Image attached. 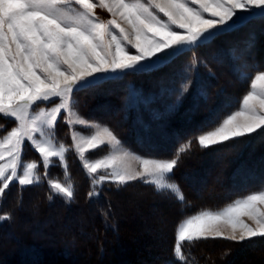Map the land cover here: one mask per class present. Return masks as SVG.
<instances>
[{"label":"snow or ice","instance_id":"6c2138e0","mask_svg":"<svg viewBox=\"0 0 264 264\" xmlns=\"http://www.w3.org/2000/svg\"><path fill=\"white\" fill-rule=\"evenodd\" d=\"M98 6L113 19L98 20L93 12ZM257 20L264 23V0H0V119L13 124L10 129L0 124V203L13 182L21 190L41 183L40 164L25 162L27 143L39 154L50 192L65 204L74 201L76 191L67 170L69 151L78 156L90 181V200L106 182L119 190L140 180L184 204L182 190L170 177L191 141L172 159L141 158L126 149L103 158L89 156L105 145L110 152L123 145L109 127L79 113L74 93L100 86L111 74H151ZM254 43L255 33L249 32L245 51ZM241 78L249 82L245 94L235 109L201 129V148L264 130V69L256 66L254 75L244 72ZM187 90L185 85L183 92ZM61 117L70 129L71 146L57 139ZM53 158H58L63 180L47 178ZM129 158L139 162V171ZM258 205H264V187L222 210L182 215L174 229L173 257L166 264H195L190 250L184 251L185 242L194 246L207 239L264 237V210ZM4 220H12L11 213L0 212Z\"/></svg>","mask_w":264,"mask_h":264},{"label":"rangeland","instance_id":"374dc122","mask_svg":"<svg viewBox=\"0 0 264 264\" xmlns=\"http://www.w3.org/2000/svg\"><path fill=\"white\" fill-rule=\"evenodd\" d=\"M93 12L100 21L113 19L106 10L99 6L93 9ZM115 19H117L122 26L127 27L118 17ZM113 31L118 35L115 29ZM249 32H254L258 39H260L259 47L264 46V23L258 20L252 21L237 31L221 35L209 46L194 48L181 54L167 66L155 71L154 74L146 76L133 73L111 74L100 86L74 93L75 106L79 113L90 122L109 127L123 145L122 148L117 147L111 149V152L109 146L105 145L104 147L90 152L88 155L103 158L106 154H119L126 149L130 151V153L140 156L141 158L172 159L175 157L180 147L191 141L190 148L180 155L179 161L171 173V180H174L177 184L181 182L182 185L186 186L180 174V168L187 167L184 170L188 169V163L192 166H201L202 171L204 166L211 168L210 171L214 173L212 176L214 181L226 180L227 178L225 179V177H227V175L225 176L222 171L226 167V171L230 172L231 165L227 167V161L220 159L217 152L210 154L211 151L209 150L211 149L209 148L212 146H209L208 149H206L207 147H200L197 142V136L200 134V130L185 137L183 141L179 142L170 152L169 156L162 157L147 154L145 151L143 153L135 151L124 142L126 138H124L123 135H126V133L130 131L132 121H135L138 128L144 131L147 136H155L156 141L160 140V142L156 143L161 145L159 148H162L164 143L163 137H169L170 133L168 131L171 130L170 126L172 125L171 121L169 123L166 120L172 113L175 114V112H177L188 100H196V103H198L197 107H200L201 103L206 104L205 107L202 106L201 115L202 113L209 112L211 107H215L214 110L217 112L219 109L225 107L228 102L240 100L245 94L247 84L249 83L241 78V73L246 72L249 75H254L255 70L252 68L254 57L262 52L257 46L258 44H255L250 52L245 51V41L248 38ZM131 52L135 54V49H131ZM250 55H253V58L248 59ZM224 56H227V66L220 65L222 59H226ZM262 63L263 61L260 60V65H262ZM262 67L263 66L260 68L264 69V67ZM231 68L232 73H230ZM224 70L226 71L224 72ZM179 72H183L185 75V78L179 82V85L175 86L174 83H169L172 81L171 79L174 73ZM185 85L188 86L187 92H183V87ZM170 87H172L173 91L176 90L173 95V91H169ZM215 103L219 104L214 105ZM187 112V117H192V115L189 114L190 112ZM5 123L9 129L13 126L10 121L0 119V124ZM187 126L189 129L192 127L191 123L190 127L189 125ZM55 130L57 139L63 141L67 146H71L70 129L67 123L64 122L63 117H61L60 122L56 124ZM81 130L87 131V129ZM243 141L247 142L236 149L239 156L245 154L244 152L246 150L251 148L252 145H256L258 142L261 143V146H264V134L260 136H251V139H244ZM195 143L199 147L193 148ZM164 146L166 147L167 144H164ZM24 159L25 162L35 161L40 164L38 171L42 178L40 184H42V180L45 178L43 164L40 161L39 154L35 153L27 143L24 147ZM66 159L67 170L70 172L75 182L77 178L76 174L78 170H80L78 164L82 166V163L73 151H69L66 154ZM76 160L78 164L75 162ZM128 163H130L135 170H140L137 160L129 158ZM58 164V158H53L52 166L48 169L47 178H59L63 180L62 167L57 166ZM207 172L206 170L205 173ZM195 178L198 181L196 185L201 186L200 189L207 194L206 196L210 198L209 200L211 202L230 192L225 186H219L216 191L212 192L208 190V188L205 189L206 186L201 185L202 183L198 180L200 177ZM135 181L143 183L140 180ZM106 186H110L111 188L116 187L114 184L106 182L101 189ZM24 188L27 190L22 189L24 191H21L18 183H11L4 194L2 203H0V212H9L12 215V220L0 221V233L2 235L1 247L3 245L6 246V251H4L3 254L0 253V264H32L33 261H36L35 259L37 256L41 257L43 255V252L48 254L46 255L47 257L45 256L48 258L46 259L48 263L57 264L60 260L56 259L54 254L50 251L54 250V242L61 237L63 249L68 247V249L71 250L74 247L72 243L73 236L69 234L64 237L65 235L62 236V233L77 229L84 236H88L93 234L96 230L95 224L92 223V217L96 209L102 208L101 200L99 203L89 206L84 203L88 195L83 194V202H79L78 205L73 206L66 220L60 222V218L65 214V209L62 206L54 204L52 207H49L47 204L42 203L40 195L43 190L40 191L39 186L37 187L38 190L29 188V186H25ZM179 188L181 189L180 186ZM48 191V195L52 194L49 187ZM144 191L145 190L140 191L135 187H129L120 194H105L104 199H107L108 201L106 200V202L110 204V207L107 206L105 209L111 208L112 214L116 219L115 222L111 221V223H115L118 228L117 230L123 233V237H121L122 241L119 240L117 243L114 242V250L120 252L118 253L121 255L120 257L127 256L129 252L130 260H139L141 264H157L160 250L167 247L166 239L168 238L169 224L165 225V223L169 221L173 211H164V206L167 203L165 202V204L164 201L159 202L154 200L148 192ZM76 193H78L77 188L75 194ZM190 193L191 192L187 191L188 198L192 197ZM48 195L45 196L47 202H49ZM21 197L22 202L18 203ZM78 199L79 198L76 200ZM213 204L214 202H212V205ZM227 205L229 204H223L221 205L222 207L218 205V207L216 206L215 208L196 209L189 212L188 215L197 214L202 210H222ZM263 206L264 205H258V207L264 210ZM143 208L146 209L143 210ZM117 219L122 220L121 225L118 224ZM242 219L255 227L252 221L246 216L242 217ZM154 221L159 225L153 223ZM86 223L93 224V230L83 229L82 226ZM15 231L18 232L16 238H14L11 233H15ZM28 232L31 233V237H29L27 241H21V235L23 234L24 236V233ZM108 233L110 234V232ZM228 234L229 232L226 231L225 235ZM237 235L239 234L237 233ZM257 238L260 237L252 238L251 240ZM201 241L203 242V246H200H202L201 249H203L204 264H227L228 261H233L237 254H241L242 256L247 255L255 251V248L258 246L256 243L246 244V241H249L247 239L244 241H232L230 239L216 238ZM81 244H83V242ZM95 245L98 246V243H95ZM50 254H53L52 257ZM144 255L145 257H143ZM106 256H109V252L106 253ZM73 258L74 257L69 258L74 261L73 264H91V261L84 260L85 258L82 254H79L76 260ZM42 260L43 258H41L40 263ZM68 261L67 259L64 260V262Z\"/></svg>","mask_w":264,"mask_h":264},{"label":"trees","instance_id":"16d2710c","mask_svg":"<svg viewBox=\"0 0 264 264\" xmlns=\"http://www.w3.org/2000/svg\"><path fill=\"white\" fill-rule=\"evenodd\" d=\"M259 42L260 39H258V37L255 35L254 45L258 44L257 46L259 47L260 45ZM259 48L260 51L262 52L258 56L254 57L255 65L254 64L252 65V68L254 70L256 66L264 67V46H260ZM224 58L226 59H222V63L220 65L227 66L228 63L227 56H224ZM250 58H253V55L252 56L250 55V57H248V59ZM260 60L263 61L262 65H260ZM225 71L226 70H224V72ZM154 73L155 72L151 74ZM182 73L183 72L174 73L171 79L172 81L169 83L172 84L174 83L175 86H178L179 82L185 78L184 73L183 74ZM230 73H232V68ZM142 75L146 76L149 74H142ZM169 91L171 92L173 91L172 87L169 88ZM175 91L176 90L172 92V95ZM238 101L234 100L232 102H228L225 107L219 109L217 112L214 110L215 107L213 108L211 107L209 109V112L202 113L201 115L202 106L205 107L206 104L201 103L200 107H197L198 103H196V100L195 101L188 100L186 103L182 105L181 108L178 109L177 112H175V114L172 113V115H170L169 118L166 120L169 123L171 121L172 125L170 126L171 130L168 131L170 134L167 132L169 134V137L166 136L163 137L164 143L162 148H159L161 145L156 143V142H160V140L156 141L155 136H151V137L147 136L144 133V131H141L138 128L135 121H132V124L130 126V131H128L126 135H123V137L126 138L124 139V142L129 147L140 153H143L145 151L147 154H151V155H157L161 157L167 155L169 156L173 148L176 147V145L179 142L183 141L185 137L192 135L196 131L199 130L201 131L202 128H205V126L209 125L210 122H213L217 118V116L236 108ZM218 104L219 103H215L214 105H218ZM187 111L190 112L189 114H191L192 117H187L188 116L186 115V113H188ZM190 123L192 125L191 129H189L187 126L189 125L190 127ZM263 134H264V130H257V132L251 134L250 136H245L243 138L241 137L236 138L227 141L223 144H217L215 146H212L211 148L209 147L206 148V149L208 148L211 149L209 150L211 151L210 154H214L217 152V155L220 159L222 160L224 159L225 161H227L228 163L227 167L231 165L230 172L226 171V167L222 171V173L224 172L225 176L227 175V177H225V179L226 178L227 179L224 181H220V180L214 181L212 179L214 173L210 171L211 168H209L208 166H204L203 171L201 170V166L200 167L197 165L192 166L189 163H188V167H189L188 169L184 170L187 167L180 168V174L182 175V179L186 184V186H184L181 184V182L178 183L184 193V197H185L184 204L179 203L170 194L158 193L153 185L140 183L138 181L129 182L126 186L121 187L119 190H117L116 187H112V188L110 186L103 187L100 190V194L97 198H92L91 200L87 198V200L84 202L89 206H93L96 203H99V201L101 200L102 208L96 209V212H94L92 217L93 219L92 223L95 224L96 230L94 231L93 234L88 236H84L77 229H72L68 232L65 231L66 233L65 232L62 233L63 234L62 236L65 235L64 237L68 236L69 234L73 236L72 243L74 244L73 245L74 247L71 250H69L68 247L67 248L65 247L66 249H63L61 237L58 240H56L54 242L55 244L54 250H50V251L54 254V257L56 259L60 260V262L57 260L58 261L57 264H73L74 261L70 260L69 258L74 257L73 259L76 260L79 254L83 255V257L85 258L84 260H87L89 262L91 261V264H141L139 260L138 261L130 260L129 252L127 256L120 257L121 255L118 254L120 252L114 250L115 249L114 242L117 243L119 240L122 241L121 237H123L122 236L123 233H120V230H117L118 228L115 223H111V221L115 222L116 220L114 218V215L112 214L111 208L105 209V207L107 206L110 207V204L106 202L107 199H104L105 194L106 195H108L109 193L120 194L122 191H124L129 187H135L140 191L145 190L144 192H148L149 195L154 200L159 202L164 201V203L165 202L167 203V204L165 203L166 205L164 206V211L166 210L173 211L172 215L170 216L171 218L169 219V221L165 223V225L169 224V233H168V238L166 239L167 247L160 250L157 260V264H166V262L171 260L173 257L172 249L175 242L174 229L177 221L182 217V215H188L189 212H192L193 210L196 209L198 210L203 208H215L216 206L218 207V205L221 206L223 204H231L236 199L241 198L242 196H245L248 193L250 194L252 192H256L261 187H264V151H263L264 146H261V143L258 142L256 145L254 144L252 145L251 148L246 150L244 152L245 154H243L242 156H239L236 152V149L238 147H241L243 144L247 142V141L244 142L243 141L244 139H251V136H257V135L260 136ZM164 144H167V146L165 147ZM194 145L195 146L193 148L199 147L196 143ZM75 162H77V160ZM78 165L80 170H78V173L76 174L77 178L75 179L78 193L75 194L76 197L74 198V201L72 203L65 204L59 196H55V199L51 203L47 202L45 198V196L49 194L47 187V179L43 178L42 184L38 185L40 191L43 190L40 195L41 196L40 198H42L41 199L42 203L47 204V206L49 207H52L54 204H59L65 209L64 210L65 214H63L62 217L60 218V222H64L66 220L73 206L78 205L79 202H83L82 201L83 194H87L90 190V181L87 179L86 174L82 169V166L80 164ZM206 170L208 171L207 173H205ZM195 177H200V179L198 180L199 182L202 183L201 185L206 186L205 189L208 188V190L214 192L219 188V186H225V188L230 190V192L225 194V196L212 201L214 202V204L212 205V202L209 200L210 198L206 196L207 194H205V192H203L200 189L201 186L196 185L198 181L196 180ZM38 186H29V188H34V190H38L37 189ZM23 189L27 190L26 188ZM187 191L191 192L190 193L192 195L191 198H188ZM77 198L79 199L76 200ZM145 209L146 208H143V210ZM117 222L119 225H121L122 220L117 219ZM153 223L159 225L155 221ZM92 225L93 224L91 223H86L82 227L83 229L93 230ZM108 232H110V234ZM11 233L13 234L12 236L16 238V234L18 232L15 231V233L14 232ZM1 237L2 235L0 233V253L3 254L4 251H6L5 248L6 246L3 245L1 247L2 245ZM29 237H31V233L29 232L24 233V236L23 234L21 235V241L23 240L27 241ZM82 242L83 244H81ZM95 243H98V246L95 245ZM250 243L258 244V246L255 248V251L243 256L241 254H237L234 260L231 262L228 261L227 264H264V237L246 241V244H250ZM202 244H203L202 241L195 242L194 246H189L186 242L184 244V251L188 253L190 250V259L194 258L195 264H204L203 254H202L203 249H201V247L203 246ZM108 252H109V256H106V253ZM53 254H50L51 257ZM46 255L48 254L46 252H43V255L41 257L40 256L36 257L35 260L37 262L33 261L32 264H55L51 262L48 263L46 260L48 259L46 258L47 257ZM143 257H145V255ZM41 258H43V260L40 263ZM66 259L69 261L64 262V260Z\"/></svg>","mask_w":264,"mask_h":264},{"label":"bare ground","instance_id":"6f19581e","mask_svg":"<svg viewBox=\"0 0 264 264\" xmlns=\"http://www.w3.org/2000/svg\"><path fill=\"white\" fill-rule=\"evenodd\" d=\"M263 207H264V206H263ZM141 209H142V208H141ZM74 212H75V210H74ZM77 213H78V212H77ZM77 213H76V214H77ZM148 219H149V218H148Z\"/></svg>","mask_w":264,"mask_h":264}]
</instances>
